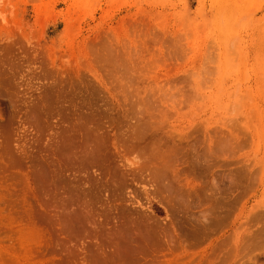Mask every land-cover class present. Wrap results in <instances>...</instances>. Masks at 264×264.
Masks as SVG:
<instances>
[{
    "label": "rangeland",
    "instance_id": "rangeland-1",
    "mask_svg": "<svg viewBox=\"0 0 264 264\" xmlns=\"http://www.w3.org/2000/svg\"><path fill=\"white\" fill-rule=\"evenodd\" d=\"M0 264H264V0H0Z\"/></svg>",
    "mask_w": 264,
    "mask_h": 264
},
{
    "label": "bare ground",
    "instance_id": "bare-ground-1",
    "mask_svg": "<svg viewBox=\"0 0 264 264\" xmlns=\"http://www.w3.org/2000/svg\"><path fill=\"white\" fill-rule=\"evenodd\" d=\"M71 219H72V220H78V216L75 215V214H72V215H71ZM66 232H68V231H66ZM143 234H144V233H143ZM139 236H140V235H139V234L137 235V233H136V235H135L134 237H132V241H133V240H136ZM142 236H143V235H142ZM136 237H137V238H136ZM133 238H134V239H133ZM135 238H136V239H135ZM147 238H148V237H147ZM139 239H140V238H139ZM139 239H138V241L136 240V241H133V242H134L135 244H136V242H137L138 245H139V243L142 242V240L139 241ZM145 241H146V240H145ZM133 245H134V244H132V246H133ZM141 245H143V244H141ZM141 245H139V247H142ZM136 246H137V244H136ZM136 246H135V247H136ZM137 247H138V246H137ZM139 247H138L136 250H138V252L141 253V252H140V251H141V248L139 249ZM136 252H137V251H134V250H133L132 255H133L134 253L136 254ZM134 256H135V255H134ZM133 258H134V257H132V260H133Z\"/></svg>",
    "mask_w": 264,
    "mask_h": 264
}]
</instances>
